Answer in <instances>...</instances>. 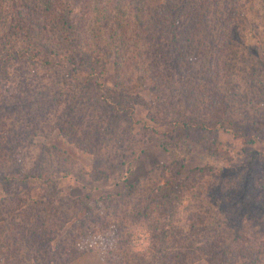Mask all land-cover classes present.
Wrapping results in <instances>:
<instances>
[{"label":"trees","instance_id":"trees-1","mask_svg":"<svg viewBox=\"0 0 264 264\" xmlns=\"http://www.w3.org/2000/svg\"><path fill=\"white\" fill-rule=\"evenodd\" d=\"M75 2L0 0V80L7 76L12 62L29 60L52 74L50 83L35 87L36 91L30 87L33 80L19 81L9 93L0 94V118L13 116L1 122H8L13 133L7 138L0 131V186L31 181L51 195L55 176L67 177L73 172L63 168V161L54 165L59 164L57 173L43 175L22 168L19 147L28 139L29 126H40L43 112L54 110L56 114L60 108L54 124L65 136L97 154L96 166L101 164L100 168L113 166L110 161L116 157L132 161L123 150L134 126L143 125L144 130L160 136L172 159L168 185L157 192L151 190L152 199L146 204V211L156 205L162 211L161 243L168 242L166 233L172 229L171 216L180 192L186 194L189 188L193 199L198 196L201 203L204 194L219 200L218 213L212 219L196 209L188 212L185 224L189 233L180 235L176 250L158 264H194L203 258L208 264H264V170L237 172L207 164L193 167L183 178L184 157L175 152L191 150L192 142L200 146L196 131L224 129L246 144L264 141V85L259 79L264 74V41H258L261 48L252 53L242 34L245 23L264 20V0L256 10H248L254 0H88L80 12ZM91 6L99 23L95 29L89 25L94 11ZM18 42L23 43L22 48ZM110 61L114 64L113 84L103 79L109 74ZM239 74L241 77L233 80ZM144 88L155 95L153 100L140 95ZM135 102L145 103L150 108L148 114L139 118ZM245 102L250 107L245 108L244 117L251 120L241 125L233 114L238 104ZM168 123L167 129L156 127ZM105 142L121 149V154L100 152ZM54 152L58 158L50 161L65 157L57 148ZM106 175L103 172L102 176ZM134 188V184L128 185L124 193L134 192ZM235 196L243 198V215L233 216L224 225L222 209L225 212L239 204L233 201ZM114 197L113 193L102 195L101 202L117 205L120 200L113 202ZM23 200L16 196L0 200L6 204L0 210V220L1 216L10 217L0 231L12 239L0 241V248L9 250L5 264L32 259L39 264L70 263L78 250L76 237H81L77 228L69 231L71 243L52 249V241L79 201L66 197L59 204L43 203L38 208L37 200ZM45 214L53 218L47 221ZM164 214L167 217L163 218ZM80 223L87 226L85 221ZM19 256L22 258L16 262ZM145 264L156 263L145 259Z\"/></svg>","mask_w":264,"mask_h":264},{"label":"rangeland","instance_id":"rangeland-1","mask_svg":"<svg viewBox=\"0 0 264 264\" xmlns=\"http://www.w3.org/2000/svg\"><path fill=\"white\" fill-rule=\"evenodd\" d=\"M133 2L136 3L137 0H133ZM87 4L88 0H76V10L80 12L83 7L84 10ZM262 4L263 0H254L248 10H256ZM91 9L94 11L91 10V23L89 25L90 28L95 29L99 23L95 22L94 7L91 6ZM250 12L252 14L254 11ZM104 23L106 24V22ZM242 31L241 33L246 41L245 47L251 48L252 53L253 51L259 52L261 46H258V41H264V20H259L257 23H245ZM18 45L22 48L23 43L18 42ZM50 71L43 65L38 64L37 66L30 60L27 63L19 62L15 64L12 62L7 71V76H1L0 94L9 93L17 86L15 84L19 81L31 82L33 80L30 87L34 91H36L34 88L37 86L45 87L51 81L52 74ZM108 71L109 74L104 75L103 79L107 83L113 84L115 83L114 78H112L114 64L111 61L109 62ZM240 77L241 74L233 80ZM259 79L264 85V74ZM139 93L146 100L155 98V95L148 88L140 90ZM238 105L239 107L234 109L233 117L236 121L241 122V125H245L251 120L250 117L248 119L244 117L245 108L250 106H247L246 102ZM134 106L139 118L144 113L148 114L150 109L143 102H135ZM3 111L5 112V110ZM49 111L48 113L43 112V118H40V126L38 124L34 126V123H32L29 129L26 130L27 133L30 131L27 134L28 139L19 147V158L23 162L22 168L25 170L32 169L33 172H41L43 175L47 172L57 173L59 171L58 166L63 161V168H68L73 172L67 177L64 175L55 176L57 180L56 188L54 191L49 190L51 195L46 190H40L38 183L33 184L30 181L24 184L15 183L14 186H7L6 188L0 186V200L11 199L13 196L21 198V200L28 199L31 202L37 200L36 205L41 208L43 203L53 206L59 204V201L66 197H70L72 200L76 198L75 202L79 201V204L71 211L73 213L65 218L62 223L63 226L57 230L58 233H55V238L52 241V249H56L57 244L64 243V245H67V243H71L72 237L68 236L71 233L69 231L74 227L77 228V233H81V237H76L78 249L76 250V256L67 264H145V259L158 264L166 255L176 250L181 236L189 233L190 228L185 224L188 212L196 209L208 219H212L217 215L218 198L204 194L201 203L198 196L193 199L191 190L186 188V194H183V191L179 193V197H182L181 200H183L182 204L178 197L174 206L173 216H171L172 229L167 230L166 233V241L168 242L161 243L162 237L159 236L162 231H158V229L163 224V219L160 218L162 211L157 208V205L153 208L148 207V211H146V204L150 203L149 198L152 199L153 196L151 190L157 192L159 187L168 185L167 180L171 175L169 167H172V159L160 143V136L152 131L144 130L143 125L136 124L132 138L130 135L129 141L123 150L126 157L131 156L133 160L131 161L130 158L124 161V159L119 160L116 157L113 162L110 161L113 166L104 165L100 168L101 164H98V167L96 166L97 154H94L88 148H83L76 140H71L65 136L61 128L54 124L55 115L60 113V108L57 107L56 114L54 110ZM11 117L13 116L0 118L1 134L7 138L13 131L8 126V122L6 125L1 122L8 121ZM172 117L176 118L175 115H172ZM147 124L151 125L145 123V125ZM169 126L168 123L163 127H156L157 129H167ZM194 134L196 135L195 140L202 141L200 146L192 142L191 150H184L185 152L175 151L181 154V157H184L185 168L181 174L183 178L188 177L187 173L193 167L206 166L207 164L213 165L217 169H233L237 172L247 168L255 170V173L257 171L262 173L264 170V141L254 145L246 144L241 138L224 129L211 133L196 131ZM188 141L191 140L188 139ZM56 148L61 150L65 157L50 161L51 157H57L54 152ZM100 152L112 156L113 152L121 154V149L117 150L115 146L108 145L105 142ZM57 163L59 164L54 166ZM1 167L7 168L8 166L1 165ZM166 167L168 169L164 170ZM103 172L107 175L102 176ZM189 182L192 183L193 181L190 180ZM132 184L135 185L134 192L124 193L126 187ZM11 188L12 193L9 194L8 190ZM109 193H113L115 196L113 202L120 200L117 205L101 202V196ZM85 195H90L91 198L86 200ZM236 198L235 196L233 201L239 202V204L232 206L230 210H225V212L222 209L224 225H227L233 216L243 215L245 209L243 198L238 197L239 200ZM157 202L155 201V203ZM23 204L28 205L26 201ZM5 207L4 202L0 203V210ZM250 214L254 215L253 210ZM98 216H102L99 221L96 220ZM165 217H167V214H164L163 218ZM52 218L49 215L45 216L47 221ZM8 219L10 220V217L1 216L0 230L4 228V224ZM78 221H85L87 226L82 227ZM177 228L182 229V232L177 233ZM169 232H173L172 235L169 236ZM200 237H204V234H200ZM65 239L68 242L65 243ZM1 240L6 243L12 239H8L6 233L2 234V231H0ZM64 245H61V249ZM7 253H9L7 248H0V264H5L4 258ZM20 258L22 257L19 256L16 262ZM24 263L39 264L33 259L16 264ZM194 264H208V261L203 258Z\"/></svg>","mask_w":264,"mask_h":264}]
</instances>
